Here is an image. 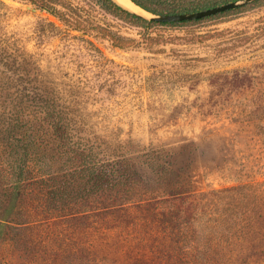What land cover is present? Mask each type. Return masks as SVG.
Here are the masks:
<instances>
[{"label":"rangeland","instance_id":"374dc122","mask_svg":"<svg viewBox=\"0 0 264 264\" xmlns=\"http://www.w3.org/2000/svg\"><path fill=\"white\" fill-rule=\"evenodd\" d=\"M53 1L67 22L0 0V114L34 127L66 114L96 154L75 165L54 148L55 173L31 165L0 264H264V0L154 27L101 0ZM42 189L58 195L44 205Z\"/></svg>","mask_w":264,"mask_h":264},{"label":"trees","instance_id":"16d2710c","mask_svg":"<svg viewBox=\"0 0 264 264\" xmlns=\"http://www.w3.org/2000/svg\"><path fill=\"white\" fill-rule=\"evenodd\" d=\"M101 1L114 8L119 13V16L145 27L186 26L193 23H201L212 18L220 17L224 14H229L232 11L244 9L248 6L247 5L244 7H240L234 10H230L224 13H220L214 16L198 20H187L181 22H156L148 21L141 16L131 14L130 12L124 10L122 7L117 5L113 0ZM132 1L144 10L151 13L180 14L187 12H197L234 0ZM29 2H31L35 7L39 9L43 11H48L52 15L59 17L62 21H66L61 11L57 10L55 2L53 0H29ZM105 35L106 37L111 39V41L116 47H124L128 44L135 43V40L133 39L124 40L122 37L117 36L112 32H105ZM13 72L15 73L16 71L13 70ZM20 72L21 71L18 70V73L16 74L17 77H20ZM30 78L32 77L30 76ZM33 86L34 85H32L33 89L31 90L33 93V95L31 96L32 102L35 103V101H37L42 103L43 105L46 104L47 108L50 110L49 102L47 100L43 102L44 98H41V96H45L43 95V89L38 90V88H35ZM9 89H14V91H16V88L14 87ZM1 101L2 100H0V111L2 110ZM24 104H20L22 105L21 108H25ZM12 112L14 113L15 111L12 110ZM39 117L40 119L37 120V124H35V126L37 125V130L36 127L30 124V121L24 122L23 118H20V116H18L17 114H0V193H9V191H11L14 194V196L11 197L9 202H7L8 199L6 202L0 200V209H6L4 210V215L0 213V238L2 232L4 231V227L9 225L10 223L8 215L13 214L15 209L17 208V193L20 195L25 191V188L32 187L33 185L29 182V180L26 179V176L30 174L31 165L33 166L39 164L42 165L40 169H46V172L55 173L50 170L52 169V166H49L46 163V161L49 160L50 155L53 153L54 148L61 150L62 154L68 153V158L73 161L75 165L83 164L88 159L92 160L93 158H95L96 152H94V145H88L91 140L85 139L84 136L75 129L74 121H72L69 116H67L66 114H40ZM32 128H35L36 130L31 131L30 129ZM34 158H36V163L32 161ZM90 165H92V163ZM90 170L92 172L86 169V175L88 177L90 175V178L86 180V186H88L91 182L92 184H90V189H93L95 188L99 180L92 182L93 178L91 177V175L93 174V169ZM82 173L83 170H81L80 172L75 171L74 174H72L74 182V186L72 187L74 191L70 195H67V198H79L77 196L80 195L83 191H85V187H83V182H79V180L83 179ZM99 178H101V176ZM41 191L44 197H41L43 199L44 205H48V201L53 198H56L58 195V193L56 192H46L47 190L45 189H42ZM177 195H179L180 197L182 193L175 194L174 197H176ZM141 207L142 206L137 205L135 208ZM146 208H148V211H150L153 207H151V205H147ZM150 215L153 217L152 221L157 220L159 218L156 211L151 212ZM171 216L173 220H177V218H174L175 215H173V213Z\"/></svg>","mask_w":264,"mask_h":264},{"label":"water","instance_id":"95a60500","mask_svg":"<svg viewBox=\"0 0 264 264\" xmlns=\"http://www.w3.org/2000/svg\"><path fill=\"white\" fill-rule=\"evenodd\" d=\"M117 5H119L120 7H122L124 10L130 12L131 14H135L138 16H141L143 18H145L148 21H156V22H181V21H187V20H198V19H203L206 17H210V16H214L220 13H224L230 10H234L240 7H244L247 5H250L254 2H257L259 0H234V1H230L215 7H211L208 9H204V10H200L197 12H187V13H180V14H161V13H151L148 12L146 10H144L143 8H141L140 6H138L137 4H135L132 0V2L138 6L139 8H141L146 14H141L133 9L127 8L119 3H117L115 0H113ZM23 7H26L28 10L36 12V13H40L42 15L45 14V11L33 6V5H29L26 3L21 4Z\"/></svg>","mask_w":264,"mask_h":264},{"label":"bare ground","instance_id":"6f19581e","mask_svg":"<svg viewBox=\"0 0 264 264\" xmlns=\"http://www.w3.org/2000/svg\"><path fill=\"white\" fill-rule=\"evenodd\" d=\"M117 3L127 7V8H130V9H133L141 14H146L141 8H139L138 6H136L131 0H115Z\"/></svg>","mask_w":264,"mask_h":264}]
</instances>
